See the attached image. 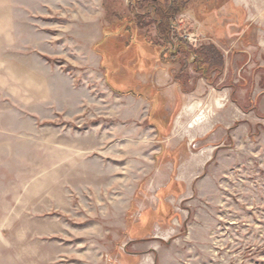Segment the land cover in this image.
<instances>
[{
    "label": "rangeland",
    "instance_id": "1",
    "mask_svg": "<svg viewBox=\"0 0 264 264\" xmlns=\"http://www.w3.org/2000/svg\"><path fill=\"white\" fill-rule=\"evenodd\" d=\"M190 1L213 86L103 37L125 0H0V264H264V0Z\"/></svg>",
    "mask_w": 264,
    "mask_h": 264
},
{
    "label": "trees",
    "instance_id": "2",
    "mask_svg": "<svg viewBox=\"0 0 264 264\" xmlns=\"http://www.w3.org/2000/svg\"><path fill=\"white\" fill-rule=\"evenodd\" d=\"M125 2V13L110 12L104 7L106 14L109 12L106 19H113V22L109 23V28L104 29L103 37H119L122 44L118 43L122 49L136 45L151 48L156 52V62L169 68L173 82L179 86L184 85L189 79L187 73L189 65L207 84L214 85L211 75L219 78L223 71L221 52L213 44L194 49L173 26L175 18L186 11L190 0H125ZM130 95L143 98L142 94Z\"/></svg>",
    "mask_w": 264,
    "mask_h": 264
},
{
    "label": "built area",
    "instance_id": "3",
    "mask_svg": "<svg viewBox=\"0 0 264 264\" xmlns=\"http://www.w3.org/2000/svg\"><path fill=\"white\" fill-rule=\"evenodd\" d=\"M187 39V38H186ZM187 41L189 42V39H187ZM190 43V42H189Z\"/></svg>",
    "mask_w": 264,
    "mask_h": 264
}]
</instances>
